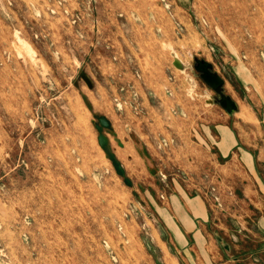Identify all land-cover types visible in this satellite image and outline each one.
I'll return each mask as SVG.
<instances>
[{
    "label": "rangeland",
    "instance_id": "obj_1",
    "mask_svg": "<svg viewBox=\"0 0 264 264\" xmlns=\"http://www.w3.org/2000/svg\"><path fill=\"white\" fill-rule=\"evenodd\" d=\"M176 191L264 264V0H0V264H205Z\"/></svg>",
    "mask_w": 264,
    "mask_h": 264
},
{
    "label": "crops",
    "instance_id": "obj_2",
    "mask_svg": "<svg viewBox=\"0 0 264 264\" xmlns=\"http://www.w3.org/2000/svg\"><path fill=\"white\" fill-rule=\"evenodd\" d=\"M235 147V143L230 144L224 152L219 151L220 156L231 155ZM177 191L167 198L165 206L159 208L166 215L164 222L170 226L168 232L179 249L186 250L188 254L196 250L205 264H212L208 251L216 252V246L207 229L210 228L209 219H212L210 209L199 197H188L184 192ZM220 254L219 259L228 258L222 248Z\"/></svg>",
    "mask_w": 264,
    "mask_h": 264
},
{
    "label": "water",
    "instance_id": "obj_3",
    "mask_svg": "<svg viewBox=\"0 0 264 264\" xmlns=\"http://www.w3.org/2000/svg\"><path fill=\"white\" fill-rule=\"evenodd\" d=\"M214 78L216 77L214 76ZM82 99L87 109L90 110L91 106L86 102L85 97H83ZM93 118L96 120V122L93 125L95 130L97 131V144L99 148L103 151L105 157L110 161L116 175L122 178L123 183L126 186H131V182L126 178L124 169L122 168L120 162L116 159L115 155L112 153L108 138L104 134V132L112 133V127L110 121L104 116H100V115H93ZM118 145L120 146L121 144L118 143Z\"/></svg>",
    "mask_w": 264,
    "mask_h": 264
}]
</instances>
